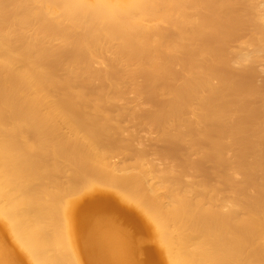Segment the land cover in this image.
<instances>
[{"label": "bare ground", "instance_id": "1", "mask_svg": "<svg viewBox=\"0 0 264 264\" xmlns=\"http://www.w3.org/2000/svg\"><path fill=\"white\" fill-rule=\"evenodd\" d=\"M0 264H264V0H0Z\"/></svg>", "mask_w": 264, "mask_h": 264}, {"label": "rangeland", "instance_id": "2", "mask_svg": "<svg viewBox=\"0 0 264 264\" xmlns=\"http://www.w3.org/2000/svg\"><path fill=\"white\" fill-rule=\"evenodd\" d=\"M138 135H139V138L145 142V139L148 138L149 134L147 133V131L142 129V130H139ZM4 242L7 244V246H10V242L8 239H5Z\"/></svg>", "mask_w": 264, "mask_h": 264}]
</instances>
